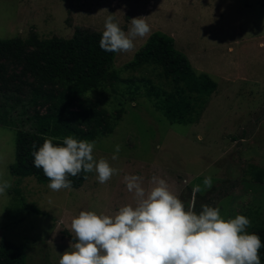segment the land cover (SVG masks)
<instances>
[{
	"label": "rangeland",
	"instance_id": "obj_1",
	"mask_svg": "<svg viewBox=\"0 0 264 264\" xmlns=\"http://www.w3.org/2000/svg\"><path fill=\"white\" fill-rule=\"evenodd\" d=\"M109 13L124 30L132 18L148 17L151 33L137 38L132 52L116 53L103 86L74 108L97 107L114 124L95 141L97 161L105 158L119 169L105 184L93 171L81 188L53 191L49 183L11 174L17 134L33 126L22 121L10 96L22 87L17 96L28 99L37 85L22 68L0 60L11 82L8 89L0 85V180L11 183L0 196V241L21 247L26 264H59L75 242L71 221L80 211L114 214L134 203L125 175L142 177L146 188L152 176L165 179L186 206L199 185L197 212L206 204L225 219L244 215L251 221L248 232L258 234L264 227V0H0V39H69L81 27L103 32ZM155 32L172 37L194 71L216 84L214 91L191 96V124H172L149 97L152 90L175 89L162 68H125ZM55 91L44 85L46 99L29 105V114L49 113L47 96ZM116 145L120 152L112 160ZM208 176L211 188L203 185Z\"/></svg>",
	"mask_w": 264,
	"mask_h": 264
},
{
	"label": "clouds",
	"instance_id": "obj_2",
	"mask_svg": "<svg viewBox=\"0 0 264 264\" xmlns=\"http://www.w3.org/2000/svg\"><path fill=\"white\" fill-rule=\"evenodd\" d=\"M150 33L148 17L132 18L124 30L116 15L109 13L99 46L106 52H132L136 39ZM58 139L46 137L32 152L34 166L43 170L51 190L70 189L69 176L81 172L94 171L100 184L119 173L107 159L97 161L95 141L69 135L62 143H54ZM120 147L116 145L112 160L118 159ZM124 182L134 203L114 214L80 211L71 221L75 242L60 255L59 264H261L259 250L264 244L257 234L248 232L250 219L244 215L225 219L218 207L206 204L197 212L199 185L193 188L192 203L186 206L158 176L151 177L148 188L138 175H125ZM203 185L212 187L211 176L204 178ZM10 187L9 181L0 180V196Z\"/></svg>",
	"mask_w": 264,
	"mask_h": 264
},
{
	"label": "trees",
	"instance_id": "obj_3",
	"mask_svg": "<svg viewBox=\"0 0 264 264\" xmlns=\"http://www.w3.org/2000/svg\"><path fill=\"white\" fill-rule=\"evenodd\" d=\"M101 34L81 27L76 28L69 39L39 40L34 36L27 40L0 39V60L22 68L21 74L31 77L33 84L37 85L28 99L17 96L22 94V87H13L16 95L10 96L11 102L21 109L19 117L22 121L33 126L31 130H21L17 134L15 163L10 166L13 176L33 177L42 184L50 183L43 170L34 166L32 156V152L42 146L46 137L59 138L54 143H62L63 138L69 135L96 141L100 136L112 133L114 124L97 107L80 104L82 109H74L81 97L103 86L113 66L116 53L100 48ZM144 65L162 68L164 76L171 78L175 84L173 91L157 89L149 93V97L155 99L154 106L172 124L193 123L196 108L191 96L196 92L216 89L209 75L197 74L189 59L176 49L174 39L162 32L152 34L125 68L135 69ZM6 74L7 65L0 63V85L8 89L11 82ZM13 76L20 78L19 75ZM114 78L118 80V75L114 74ZM44 85L56 88L55 92L47 96V100L52 102L49 113L40 115L36 112L30 115L28 106L36 105L41 97L46 99L42 95ZM6 122L8 125L12 123ZM85 176L88 178L89 173L69 176L72 181L70 189L81 188L87 180ZM257 235L264 244V227ZM259 256L261 264H264V247L259 250ZM0 264H26L24 250L9 240H1Z\"/></svg>",
	"mask_w": 264,
	"mask_h": 264
}]
</instances>
